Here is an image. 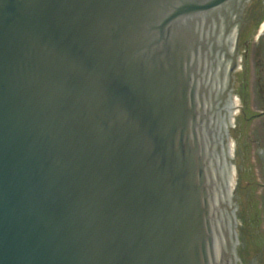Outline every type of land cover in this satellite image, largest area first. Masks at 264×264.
<instances>
[{
  "label": "water",
  "instance_id": "water-1",
  "mask_svg": "<svg viewBox=\"0 0 264 264\" xmlns=\"http://www.w3.org/2000/svg\"><path fill=\"white\" fill-rule=\"evenodd\" d=\"M227 0H0V264H217L198 97Z\"/></svg>",
  "mask_w": 264,
  "mask_h": 264
},
{
  "label": "flooded vegetation",
  "instance_id": "flooded-vegetation-1",
  "mask_svg": "<svg viewBox=\"0 0 264 264\" xmlns=\"http://www.w3.org/2000/svg\"><path fill=\"white\" fill-rule=\"evenodd\" d=\"M199 18L216 262L264 264V0H227Z\"/></svg>",
  "mask_w": 264,
  "mask_h": 264
}]
</instances>
